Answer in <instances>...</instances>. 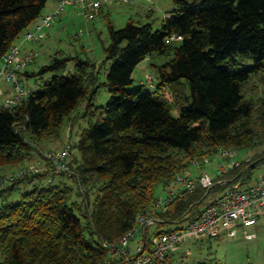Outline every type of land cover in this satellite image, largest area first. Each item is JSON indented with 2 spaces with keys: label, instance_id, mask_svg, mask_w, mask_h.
I'll list each match as a JSON object with an SVG mask.
<instances>
[{
  "label": "trees",
  "instance_id": "16d2710c",
  "mask_svg": "<svg viewBox=\"0 0 264 264\" xmlns=\"http://www.w3.org/2000/svg\"><path fill=\"white\" fill-rule=\"evenodd\" d=\"M173 1L175 8L157 29L133 18L115 28L107 19L103 64L109 63L105 85L111 97L105 105L93 104L101 84L90 59L61 50L38 70L27 69L30 61L17 71L22 83L23 77H35L41 87H28L13 108L0 106V168L39 158L43 170L0 188V264H99L107 258L102 242L123 236L138 214L154 206L158 184L170 187L192 160L217 154L220 147L254 150L264 144V0ZM46 2L0 0V67ZM153 13L149 9L147 16ZM173 35L179 38L169 39ZM148 55L169 59L152 64V90L129 88L134 68ZM70 61L73 70H67ZM83 100L89 124L65 143L79 158L67 161L71 173L57 172L44 152L58 149L43 151L39 144L58 138ZM261 163L264 151L224 177L248 184ZM57 175L76 187L53 183ZM45 178H51L48 186ZM25 183L32 188L22 189ZM224 186L182 190L157 213L151 232L180 228L183 215L194 217Z\"/></svg>",
  "mask_w": 264,
  "mask_h": 264
},
{
  "label": "rangeland",
  "instance_id": "374dc122",
  "mask_svg": "<svg viewBox=\"0 0 264 264\" xmlns=\"http://www.w3.org/2000/svg\"><path fill=\"white\" fill-rule=\"evenodd\" d=\"M56 3L57 0H47L42 13H52V9ZM103 3L105 6H102L100 14L93 19H87L85 15L78 13L77 7L73 4L65 6L63 12L54 19L51 26L46 29L48 41H51L50 45H38L37 42H40L43 38L29 44L36 52V56L32 61L36 60L37 57L38 61L36 66L33 67L31 65L27 68L33 71L38 70L40 65L48 64L50 62V56L56 50H64V52L72 56L77 55L83 59H90L96 65L101 84L93 100L95 106L107 104L111 97V93L105 85L109 63L103 64V60L105 59L104 47L109 43L108 21L110 20L115 28H121L126 24L129 18H133L136 22L139 21L140 23L152 22L153 28L157 29L160 27L163 16L175 8L173 0H112L111 2L104 1ZM149 9H154L152 18L148 17L146 14ZM63 16L65 17L60 20ZM49 47H51V49H49ZM37 51L39 52V56ZM168 59L169 57L166 56L148 55L134 68L132 73L133 82L129 88L143 86L144 89L152 90L147 82V75L149 74H151L154 81H156L152 64H162ZM73 68L74 61H70L67 70H73ZM51 75L52 73H48L44 77L49 79ZM33 78L35 77L30 79H25L23 77L25 87L39 89L41 86L35 85L33 83ZM11 94L12 93L4 97H1L0 94V98L2 99L0 100V106H2L4 99ZM90 108L92 109V107ZM172 114L177 116L179 112L176 108H173ZM90 118L91 112H89L86 101L83 100L79 106L72 111L69 120L64 122L60 136L58 138H46L42 140L39 144V148L43 151L61 149L67 141L75 140L81 130L88 126ZM262 151H264V144L259 145L254 150L235 149L234 159L238 161L243 160L250 154L251 156L247 157L246 160L251 163V161L253 162V158H256L258 153ZM73 155L79 158V152L77 150H73L71 159ZM195 160L199 161L201 163V169L209 173L212 177L216 176L215 170L220 163L226 166L230 165V160L223 159L217 154ZM38 161L39 158H34L27 162V164H38ZM19 168L20 166L1 167L0 176L14 174ZM199 171L198 165L193 164L192 160L189 168L183 174L194 177L198 175ZM263 174L264 163L253 169L251 181H255ZM50 179L51 178H45L42 184L48 186L47 183ZM53 179V183H57L59 180H65L67 183L73 185L74 188L76 187L73 182L65 176L57 175ZM172 186L173 184L169 188ZM21 188L29 190L32 188V184H22ZM167 190V186L158 184L155 187L154 195L156 198L163 197L167 194ZM17 195L19 196L18 192L14 194V197ZM151 230H153V227L150 228V231ZM246 230L249 233H253L254 236L248 239L244 235V230L238 228L237 234L234 236H228L222 233L219 237L215 238L190 237L180 246L178 252H176L175 259L172 257L174 259L173 262L174 264H264V216H261L253 226L248 227ZM138 237L139 236L136 235L133 240L130 241V245L133 246ZM182 252H184L183 258L181 257Z\"/></svg>",
  "mask_w": 264,
  "mask_h": 264
},
{
  "label": "built area",
  "instance_id": "2783aa9c",
  "mask_svg": "<svg viewBox=\"0 0 264 264\" xmlns=\"http://www.w3.org/2000/svg\"><path fill=\"white\" fill-rule=\"evenodd\" d=\"M112 0H58V5L52 13L40 16L33 30L27 29L23 33V41L36 42L44 37V28L49 27L67 5H75L78 13L85 15L87 19H93L100 14L103 2ZM179 36L173 35L169 39L176 40ZM21 44L14 45L3 57L0 67V78L11 86L12 94L6 97L2 106L13 108L27 95L29 90L23 85L18 75V70L24 68L35 56V50L21 51ZM150 87L154 86V79L147 75ZM1 92V86H0ZM234 149L220 147L217 155L230 160V165L220 163L216 168V176L201 169V163L193 160V164L199 167L198 175L191 177L179 173L175 176L173 186L168 187L167 194L156 198L154 206L136 217L135 224L120 238L105 240L102 246L106 248L107 258L99 264H174L170 258H175L179 247L190 237L215 238L222 233L228 236L237 234V229L242 228L246 238H252L253 233L246 229L253 226L257 220L264 216V174L248 184H242L240 179L228 183L224 177L228 170L238 166ZM72 153L70 143L56 151L44 152L46 161L57 172H69L73 170L67 161ZM41 164L29 163L20 166L14 174L0 178V188L15 177H23L42 171ZM216 185H225L220 191L209 197V200L200 206L194 217L185 220L182 216L180 228L152 233L151 227L158 223V212L166 211L175 196L182 190L192 191L198 187L213 189ZM151 232V233H149ZM138 235L134 245L130 241Z\"/></svg>",
  "mask_w": 264,
  "mask_h": 264
},
{
  "label": "crops",
  "instance_id": "0c3cea01",
  "mask_svg": "<svg viewBox=\"0 0 264 264\" xmlns=\"http://www.w3.org/2000/svg\"><path fill=\"white\" fill-rule=\"evenodd\" d=\"M120 2V1H119ZM118 2V3H119ZM57 5H58V0H57V3H56V5L54 6V8L52 9V11H54V9L57 7ZM104 6H105V4H104ZM63 12V11H62ZM49 12H46V13H42V15L41 16H43V15H46V14H48ZM103 13V12H102ZM146 14H147V12H146ZM103 15V14H102ZM65 16H63L62 18H60V20L61 19H63ZM38 21V19L34 22V23H32L31 25H30V27L28 28V29H32L33 30V28H34V26H35V24H36V22ZM51 26V25H50ZM49 26V27H50ZM49 27H45L44 28V37H43V39L40 41V42H37L38 43V45H43V46H49L50 45V42L51 41H48V33H46V29L47 28H49ZM59 40V39H58ZM31 42H26V41H23V36H22V38H21V40L18 42V44H21V48H22V52H25V51H28V50H35V49H33V48H31L32 46H30L29 44H30ZM49 49H51V47H49ZM51 51V50H50ZM57 51H61V50H56L55 52H57ZM62 51H64V50H62ZM38 52V51H37ZM54 52V53H55ZM53 53V54H54ZM66 53V52H65ZM38 56H39V52H38ZM37 61H38V57H37V59L36 60H34L33 61V63H31V64H29L28 66H36L37 65ZM28 66H27V68H28ZM38 67V66H37ZM33 71H35V70H33ZM23 84H25V82L23 83ZM0 86H1V92H0V94H1V97H4V96H6V95H9L10 93H12V91H11V86L9 85V84H7L6 82H4L1 78H0ZM0 100H2L1 98H0ZM251 155L250 154H248V156H246V158L245 159H243V160H246L247 159V157H250ZM240 161H242V160H239V162ZM262 164V163H261ZM216 171V170H215ZM244 232V231H243ZM180 248V247H179ZM178 250L179 249H177V251L176 252H178ZM182 255H181V257L183 258V256H184V252H182L181 253ZM175 255H176V253H175Z\"/></svg>",
  "mask_w": 264,
  "mask_h": 264
}]
</instances>
